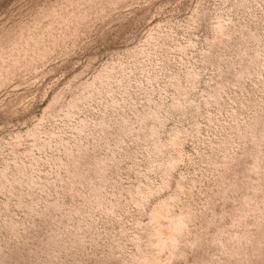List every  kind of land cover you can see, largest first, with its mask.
I'll return each instance as SVG.
<instances>
[{
    "label": "rangeland",
    "instance_id": "374dc122",
    "mask_svg": "<svg viewBox=\"0 0 264 264\" xmlns=\"http://www.w3.org/2000/svg\"><path fill=\"white\" fill-rule=\"evenodd\" d=\"M0 264H264V0H0Z\"/></svg>",
    "mask_w": 264,
    "mask_h": 264
}]
</instances>
